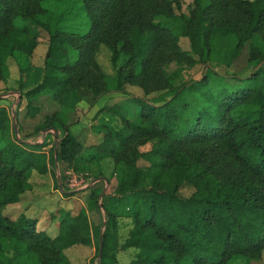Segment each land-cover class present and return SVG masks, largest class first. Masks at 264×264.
I'll return each mask as SVG.
<instances>
[{
  "label": "trees",
  "instance_id": "1",
  "mask_svg": "<svg viewBox=\"0 0 264 264\" xmlns=\"http://www.w3.org/2000/svg\"><path fill=\"white\" fill-rule=\"evenodd\" d=\"M43 32L48 45L36 67L31 59ZM100 44L110 50L113 85L97 60ZM244 48L246 76L216 70L230 68ZM10 61L25 117L41 112L40 96L59 104L32 134H61L47 154L45 141L17 139L0 107V264H69L65 249L95 239L98 264H114L117 251L129 248L136 250L130 264L261 258L264 0H192L186 13L179 0H0V81ZM172 63L200 65L201 75L184 79L181 70H168ZM127 85L144 96L127 94ZM110 91L129 99L97 110L92 127L101 137L84 149L68 114L86 95L93 103ZM105 157L114 165L111 192L91 189L85 208L59 218L56 236L35 217L7 212L50 161L80 172L87 171L82 163ZM96 208L104 212L102 228L88 221Z\"/></svg>",
  "mask_w": 264,
  "mask_h": 264
},
{
  "label": "rangeland",
  "instance_id": "2",
  "mask_svg": "<svg viewBox=\"0 0 264 264\" xmlns=\"http://www.w3.org/2000/svg\"><path fill=\"white\" fill-rule=\"evenodd\" d=\"M181 4V11L186 13L192 0H179ZM180 46L183 49L188 48V39L181 38ZM48 45V36L43 32L40 35L39 43L35 48L32 55V63L36 67H41L43 65L45 52ZM247 48L242 50L240 56L233 62L230 68L227 70L222 66H215L216 70L223 73L225 71L238 74L240 76H246L250 69L247 67ZM97 60L102 67V70L107 74V80L110 85L114 83V70L110 63V50L104 44H100L97 52ZM181 70L184 79L196 78L201 75L202 67L200 65H195L193 67L181 66L177 64H170L168 70ZM19 73L17 67L10 61L9 66V77L7 81H0V107H6L13 124V129L15 137L17 139L28 140L31 143H41L45 141L46 145L41 150L45 151L47 154L50 150L55 147L57 137L61 134L60 130L51 131L47 135H34L32 131L34 126L38 123L40 118L44 114L53 112L59 109V104L51 101L49 96H40L39 103L41 106V112L34 118L25 117V99L22 98L18 91L17 79ZM127 94L144 96L143 91L137 86L125 87ZM157 93H152L150 96H154ZM149 97V96H148ZM129 97L126 94H122L116 91H110L105 93L103 96L98 98L92 103L89 96L86 95L84 99L77 103L75 110H72L68 114L69 122L71 123L70 129L74 131L75 136L85 147L96 145L100 140L101 133H96L93 129V125L96 124L95 113L102 106H110L114 103H123L127 101ZM150 147V143L141 147L142 150H147ZM86 165V166H83ZM83 166V167H81ZM82 169H87V171L94 177V184L89 189H86L87 194L81 196V201L84 205H87V196L91 189L100 188L102 192L110 193L112 187L115 183L113 170V161L110 157H105L98 160L97 162L82 163L80 165ZM73 170V167H68L66 163L60 161L55 164L52 161L49 162V171L44 175H39L33 172L30 177V182L32 184L31 193L25 192V197L21 204L7 208V212L12 215L13 218L18 217L20 213L29 212V216H35L39 221V226L42 225L46 228L49 235L56 236L58 233V222L59 218L66 211H77L79 208V202L73 201L70 203V194H76L75 192L68 191L65 181L67 178L68 171ZM85 172V171H81ZM100 175V176H99ZM106 175L109 177L106 186L104 187V179L97 178ZM100 179V180H99ZM99 180V181H98ZM41 186L38 188L36 186ZM35 186V187H34ZM184 194H188V189H183ZM23 195V196H24ZM80 198V197H79ZM87 211L88 221L90 226L93 228H102L104 222V212L101 208H96L94 214ZM124 223L126 220H123ZM127 228L123 227L120 229V233L125 234ZM53 234V235H52ZM56 234V235H55ZM97 241L96 239L92 241L90 245H73L62 252L64 260L69 264H98L95 258ZM136 252L135 249L129 248L125 250H119L116 253V261L114 264H130L131 260ZM110 262V261H109ZM107 263V262H105ZM112 264V263H110ZM231 264H245L243 258H237L233 260ZM248 264H264V252L261 258L258 260H250Z\"/></svg>",
  "mask_w": 264,
  "mask_h": 264
},
{
  "label": "built area",
  "instance_id": "3",
  "mask_svg": "<svg viewBox=\"0 0 264 264\" xmlns=\"http://www.w3.org/2000/svg\"><path fill=\"white\" fill-rule=\"evenodd\" d=\"M94 181V178H92L90 173L87 171L77 172L69 170L65 185L68 191L75 192L87 189Z\"/></svg>",
  "mask_w": 264,
  "mask_h": 264
},
{
  "label": "crops",
  "instance_id": "4",
  "mask_svg": "<svg viewBox=\"0 0 264 264\" xmlns=\"http://www.w3.org/2000/svg\"><path fill=\"white\" fill-rule=\"evenodd\" d=\"M71 131H72V133L74 134V131L72 130V129H70ZM75 135V134H74ZM78 139V138H77ZM104 176L106 177V175H103V176H101L100 178H102V179H104ZM100 180V179H99ZM104 187L106 186V183H107V180H105L104 179ZM66 192H70V191H66ZM31 192L29 191L28 192V194H30ZM85 194H87V191H86V189L85 190H81V191H79V192H77L76 194H70L71 196H70V198H69V200H70V203L71 202H73V201H78L79 202V208L78 209H76L77 211L80 209V208H85L86 207V205H84L83 204V202L81 201V196H83V195H85ZM80 197V198H79ZM22 203V201L19 203V204H21ZM17 205V204H16ZM15 205V206H16ZM96 209H92V210H90L89 212H88V214L89 213H91V214H94ZM77 211H71L72 212V214H74L75 212H77ZM25 215L27 216V217H35V216H29V212H27L26 211V213H25ZM53 235V234H52ZM56 235V234H55ZM54 237V236H53Z\"/></svg>",
  "mask_w": 264,
  "mask_h": 264
},
{
  "label": "water",
  "instance_id": "5",
  "mask_svg": "<svg viewBox=\"0 0 264 264\" xmlns=\"http://www.w3.org/2000/svg\"><path fill=\"white\" fill-rule=\"evenodd\" d=\"M14 130H15V128H14ZM101 245V244H100ZM101 247V246H100ZM99 255H100V253H99Z\"/></svg>",
  "mask_w": 264,
  "mask_h": 264
}]
</instances>
